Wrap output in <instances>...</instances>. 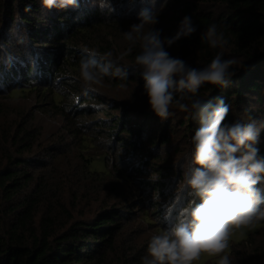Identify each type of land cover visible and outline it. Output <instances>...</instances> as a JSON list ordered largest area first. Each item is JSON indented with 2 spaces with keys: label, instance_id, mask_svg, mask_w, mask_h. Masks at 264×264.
<instances>
[{
  "label": "trees",
  "instance_id": "trees-1",
  "mask_svg": "<svg viewBox=\"0 0 264 264\" xmlns=\"http://www.w3.org/2000/svg\"><path fill=\"white\" fill-rule=\"evenodd\" d=\"M109 3L111 12L101 11L97 0H79L78 8L51 10L42 7L40 0H0V98L37 92L66 117L73 108L79 115L94 116L92 104L105 102L98 93L82 88L79 60L83 50L110 51L113 59L119 58L129 46L123 32L139 23L141 9L151 8L158 11L159 22H169V38L184 16L192 17L196 32L174 43L175 51L167 48L173 57L197 68L206 66L220 51L225 58L238 59L228 86L205 85L200 99L213 104L223 99L231 106L228 123L264 120V0ZM29 4L31 10L25 11ZM212 22L229 40L224 49L201 42V33ZM139 50L137 46L119 61L126 67L128 80L106 77L116 87L135 83L143 89L142 69L134 62ZM110 102L109 109H121L122 117L109 119L111 111L103 109L106 117L94 120L90 132L88 126H70L76 140L74 151L48 145L41 149L43 154L33 155L40 130L20 121L17 111L26 115L24 110L0 103V264H141L148 245L140 238L142 228L153 227L157 234L193 199L183 187V173L199 116L177 111L161 120L150 107L126 105L124 110L120 102ZM102 126L108 129L100 131L101 135L109 136L112 147H121L125 154H117L115 161L108 151L89 153ZM257 147L264 156V131ZM162 148H166L163 153ZM68 177L77 179L70 189ZM156 177H174V182L168 185ZM95 187H110L124 199L84 216L77 208ZM258 187L264 188V183ZM143 194L149 198L136 208L139 203L135 201ZM164 203L168 210L162 212ZM156 216L162 219L160 223ZM229 256L233 264H264V226L232 244Z\"/></svg>",
  "mask_w": 264,
  "mask_h": 264
},
{
  "label": "clouds",
  "instance_id": "clouds-1",
  "mask_svg": "<svg viewBox=\"0 0 264 264\" xmlns=\"http://www.w3.org/2000/svg\"><path fill=\"white\" fill-rule=\"evenodd\" d=\"M45 9L78 8L79 0H40ZM101 11H113L109 0H97ZM27 5L25 11H30ZM158 11L141 9L139 23L123 32L128 48L117 59L112 52L83 50L80 77L85 92L101 85L104 77L128 80L126 67L119 61L139 46L135 66L142 69L143 91L151 111L161 120L176 112L199 116L192 136L194 145L183 173V187L193 197L173 223L151 236L141 264H193L202 253L219 257L218 264H233L225 254L234 230L251 228L264 221V156L257 147L264 120L226 122L231 106L223 99L213 104L199 98L205 85L225 88L236 74V57L225 58L220 51L203 67H192L173 57L167 48L196 32L191 16H184L173 36L163 37ZM201 42L212 49H224L229 40L217 23L201 33ZM121 88L126 87L124 83ZM197 198L199 202H197Z\"/></svg>",
  "mask_w": 264,
  "mask_h": 264
},
{
  "label": "rangeland",
  "instance_id": "rangeland-1",
  "mask_svg": "<svg viewBox=\"0 0 264 264\" xmlns=\"http://www.w3.org/2000/svg\"><path fill=\"white\" fill-rule=\"evenodd\" d=\"M156 29L162 30L161 35L163 37H169L168 35L170 34L169 32L171 31L170 25L168 21H162L157 24H155ZM171 51L174 50V45L171 47H168ZM82 84V81L80 82ZM92 92L98 93L104 101V105L102 103H93L92 107H95L94 109L96 110V114L93 116H89L88 114L85 115H79L76 113L75 108H73V112L68 110L67 117L64 116L63 113L56 111L53 107V105L50 103V100L48 98H44L43 96H40L37 92L29 93V94H18L15 93V95H8L5 94L3 95L2 98H0V103H5L7 104V107L11 108L12 110L21 109L25 111V114H21L20 111H17L20 115V121H24L28 123V126H36L38 130L41 132V137L39 141L38 147L36 146L34 151H32L31 155L33 154H43L41 149L45 146L48 145H60L63 147H66L74 151L73 146L75 147V137L73 136L70 126L73 129L76 125L78 126H88L87 132H90L92 127L95 124L94 120L101 119L104 120V112L103 109H109L111 108L109 103L110 101H118L122 104L123 109L126 110L124 107H127L126 105H136L139 108L142 107H149L148 105V98L144 94L143 89L135 84H129L126 85V87L121 88L116 87L113 83L112 80L107 79L106 77L103 78L102 84L101 85H94L92 89H90ZM82 94V93H81ZM70 97L73 98L72 95ZM97 104V105H95ZM130 107V106H128ZM146 109V108H144ZM111 114L107 116V118L112 119V118H120L122 117V110H111ZM75 111V113H74ZM15 117V116H14ZM13 117V118H14ZM135 117V115H134ZM9 118V122L11 120L15 122V119ZM130 118H133V115H130ZM11 119V120H10ZM73 120V122H72ZM19 120H17V123ZM152 124H155L157 126L160 125V122L155 123L153 122ZM8 123L6 124V126ZM108 128L105 126H102L101 129L96 132L97 136L96 139V145L89 150V153L93 152H109L111 158L113 161L117 159V154L124 156L122 152V148H114L112 147V141L110 140L109 136L106 135H101V132H104L102 130H107ZM101 131V132H100ZM100 135V136H99ZM166 150V148H162L161 151L162 153ZM178 158H181L180 155H177ZM99 162H101V159H97ZM136 163L138 160H134ZM116 173V172H114ZM141 179L147 178V175H141ZM156 178H164V182H167L168 185H172L174 182V177L173 178H168L166 177H156ZM77 179H72V178H67V187L70 189L73 185H76ZM96 186V185H95ZM96 188V187H95ZM75 189V188H74ZM96 191H92L90 196L88 198H85L81 201L80 205L78 206L77 210H80V212L84 213V216H89L92 214L90 211L94 210L97 211L100 207L103 206H111L115 202H119L124 199L123 196L119 195L117 197L115 190L110 191V187L107 188H96ZM141 199L142 201H138V199ZM149 196L148 194H143L142 196H138L136 199V203L139 202H144L145 200H148ZM143 206L144 203H139L138 206ZM122 206H125V203H122ZM135 208V213L137 212L138 214V209ZM167 203H164L162 205L161 211H167L168 209ZM169 216L165 214V221H168L167 219ZM157 222L160 223L162 221L159 220V216H156ZM164 221V219H163ZM157 223V224H158ZM159 225V224H158ZM264 226V221H261L251 228H242L239 230H234L231 238H230V246L229 249L226 251L225 254L230 253L231 251V246L234 243H239L244 241L251 233L257 232L260 228ZM164 228L168 226H163ZM130 230H126L125 234H128ZM155 229L153 227L146 226L142 228L140 232V238L142 241L146 242L148 244L150 238L152 235H154ZM132 238V235L129 236V239ZM219 257H213L208 255L207 253H202L200 258L196 261L193 262V264H210V263H218ZM110 264V263H108Z\"/></svg>",
  "mask_w": 264,
  "mask_h": 264
}]
</instances>
